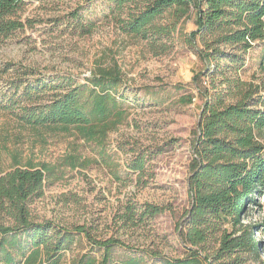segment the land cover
<instances>
[{"label":"trees","instance_id":"obj_1","mask_svg":"<svg viewBox=\"0 0 264 264\" xmlns=\"http://www.w3.org/2000/svg\"><path fill=\"white\" fill-rule=\"evenodd\" d=\"M125 36L144 41L155 55L175 46V37L196 11V29L181 33L205 68L194 83L204 97L190 163V207L180 230L184 254L169 257L139 250L116 238H98L82 225L37 220L31 204L66 169L106 165L116 179L123 167L109 151V134L128 119L124 73L116 60L97 67L85 81L71 76H36L31 68L0 63V110L21 129L42 140L62 134L83 144L56 167L9 151L2 164L0 146V264H264V0H104ZM27 0H0V38L26 27L21 17ZM94 23L84 26L87 33ZM261 45V56L248 80L240 75L244 55ZM12 72L13 76L4 77ZM205 77H209L207 82ZM149 94L156 96L152 90ZM194 96L178 99L190 104ZM89 149L91 155L81 152ZM145 157L129 162L143 171ZM128 172V171H127ZM61 174V175H60ZM162 209L147 204L142 216ZM135 207L127 218L134 220ZM85 251L72 252L83 246ZM71 253V255H68Z\"/></svg>","mask_w":264,"mask_h":264},{"label":"rangeland","instance_id":"obj_2","mask_svg":"<svg viewBox=\"0 0 264 264\" xmlns=\"http://www.w3.org/2000/svg\"><path fill=\"white\" fill-rule=\"evenodd\" d=\"M109 11L104 0H27L20 13L26 27L0 38V63L31 68L33 78L71 76L85 81L97 67L116 60L127 85L121 94L126 97L128 119L109 134L108 143L113 160L122 164L123 179H116L103 164L66 169L32 202L31 212L37 220L86 226L98 238H116L135 249L183 256L180 230L190 207L193 140L204 102L194 78L205 66L181 33L197 28L196 11L175 37V46L160 55L153 54L144 41L122 34ZM89 22L94 26L86 33L84 26ZM261 52V45H256L244 55L243 79L255 71ZM9 76L13 73L4 75ZM204 80L210 81L209 77ZM152 90L156 96L149 94ZM186 94L194 96L193 102L179 103ZM2 143L8 148L2 150L3 166L10 162L9 151L18 149L26 160L56 167L83 144L77 137L62 134L44 141L0 110ZM81 152L91 155L84 147ZM141 155L144 170H129V162ZM260 202L262 209H255L251 220L264 216L263 198ZM147 204L162 211L142 216ZM129 207H135L134 220L127 218ZM259 237L264 241L263 235ZM82 245L72 254L85 251L86 240ZM262 254L264 258V244Z\"/></svg>","mask_w":264,"mask_h":264},{"label":"built area","instance_id":"obj_3","mask_svg":"<svg viewBox=\"0 0 264 264\" xmlns=\"http://www.w3.org/2000/svg\"><path fill=\"white\" fill-rule=\"evenodd\" d=\"M263 201H264V195H263Z\"/></svg>","mask_w":264,"mask_h":264}]
</instances>
